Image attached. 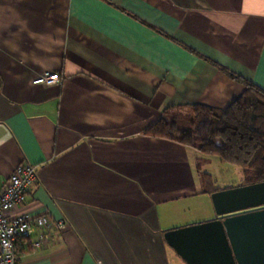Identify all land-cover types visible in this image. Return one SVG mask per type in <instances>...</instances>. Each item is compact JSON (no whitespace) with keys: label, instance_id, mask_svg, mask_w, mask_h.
Returning <instances> with one entry per match:
<instances>
[{"label":"crops","instance_id":"crops-1","mask_svg":"<svg viewBox=\"0 0 264 264\" xmlns=\"http://www.w3.org/2000/svg\"><path fill=\"white\" fill-rule=\"evenodd\" d=\"M229 74L264 90V0H0V190L33 166L14 213L52 222L20 264H186L163 235L216 218L208 172L144 131L227 107L244 90Z\"/></svg>","mask_w":264,"mask_h":264},{"label":"trees","instance_id":"trees-1","mask_svg":"<svg viewBox=\"0 0 264 264\" xmlns=\"http://www.w3.org/2000/svg\"><path fill=\"white\" fill-rule=\"evenodd\" d=\"M229 75L244 90L227 107L217 109L195 104L188 109L174 108L150 124L144 134L196 149L202 155L218 157L221 163L239 168L243 173L240 186L263 183L264 90ZM202 179L203 194L211 196L220 191L210 175L202 174Z\"/></svg>","mask_w":264,"mask_h":264},{"label":"water","instance_id":"water-1","mask_svg":"<svg viewBox=\"0 0 264 264\" xmlns=\"http://www.w3.org/2000/svg\"><path fill=\"white\" fill-rule=\"evenodd\" d=\"M212 221L164 233L186 264H264V182L211 195Z\"/></svg>","mask_w":264,"mask_h":264},{"label":"built area","instance_id":"built-area-1","mask_svg":"<svg viewBox=\"0 0 264 264\" xmlns=\"http://www.w3.org/2000/svg\"><path fill=\"white\" fill-rule=\"evenodd\" d=\"M57 82H59L58 74H44L34 79L32 83L50 86ZM36 181L37 175L33 166L19 165L0 190V264H20L16 253L17 242L29 240L30 246L38 249L44 238L41 233L35 234V232L45 230L52 225L47 216L29 217L14 213L22 204L28 188ZM54 225L59 230L64 228L61 221Z\"/></svg>","mask_w":264,"mask_h":264},{"label":"rangeland","instance_id":"rangeland-1","mask_svg":"<svg viewBox=\"0 0 264 264\" xmlns=\"http://www.w3.org/2000/svg\"><path fill=\"white\" fill-rule=\"evenodd\" d=\"M202 158L203 163L200 162V166L202 165V169L204 171L206 170L212 176L216 188L226 190L240 187L243 180V173L239 168L221 163L219 158L215 156L202 155ZM206 200H209V198ZM202 205L198 208L201 211L203 210Z\"/></svg>","mask_w":264,"mask_h":264},{"label":"flooded vegetation","instance_id":"flooded-vegetation-1","mask_svg":"<svg viewBox=\"0 0 264 264\" xmlns=\"http://www.w3.org/2000/svg\"><path fill=\"white\" fill-rule=\"evenodd\" d=\"M264 208V207H261V209Z\"/></svg>","mask_w":264,"mask_h":264}]
</instances>
